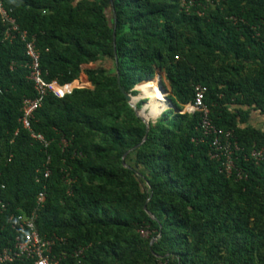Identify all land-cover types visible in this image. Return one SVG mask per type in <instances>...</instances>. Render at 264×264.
<instances>
[{
    "label": "trees",
    "instance_id": "trees-1",
    "mask_svg": "<svg viewBox=\"0 0 264 264\" xmlns=\"http://www.w3.org/2000/svg\"><path fill=\"white\" fill-rule=\"evenodd\" d=\"M194 1L0 0L17 24L6 37L0 14L1 244L14 236L9 212L36 208L39 234L61 239L59 264H264V160L245 158L264 145L249 122L264 115V0ZM26 39L42 78L73 87L33 111L46 146L18 121L37 95ZM197 84L211 122L242 148L229 175L209 138L192 140L200 115L183 108ZM136 85L146 118L173 107L148 128L125 97H141Z\"/></svg>",
    "mask_w": 264,
    "mask_h": 264
},
{
    "label": "built area",
    "instance_id": "built-area-1",
    "mask_svg": "<svg viewBox=\"0 0 264 264\" xmlns=\"http://www.w3.org/2000/svg\"><path fill=\"white\" fill-rule=\"evenodd\" d=\"M194 0H181V6L187 11L194 5ZM0 14L3 20L8 24L4 34L6 37H11V30H17L15 19L11 17L3 8L0 2ZM22 39L26 38V31L20 33ZM25 52L30 58V74L29 78L34 82V88L37 95L34 98H24L21 106V115L18 121L21 126L28 130L29 136L39 141L43 146L48 144V141L42 134L36 133L30 126V119L33 116V111L40 105L42 95L47 91H51L54 95L62 97L65 93L71 91V87H66L69 83L59 85L56 80L45 81L38 65V53L35 49L32 39L25 40ZM206 88L203 85L197 84L194 87L193 100L184 105L183 110L190 112H198L200 115L198 122V130L201 132L200 138H192L193 141H203L209 138V155L211 158L220 161V170L227 175L232 172L234 166L235 153L242 150L239 143L235 140L232 130L223 129L215 126L208 115V107L204 102V94ZM65 143V140H62ZM245 158L252 160L254 163H259L264 160V145L254 146L249 150L248 156ZM49 156H47V162ZM49 168L46 167L43 176L47 177ZM66 183L70 182V177L65 175ZM44 200V191L41 190L36 196V203L40 205ZM7 210L6 202L0 197V214ZM36 208L30 213H14L9 212L7 223L13 231L12 242L6 244L0 243V264L8 262L20 261V264H59L64 258V252H54L53 246L56 240L60 238L56 236L40 235L36 226ZM61 240V239H60ZM82 248L76 249L73 256L77 257L82 253ZM169 264V263H164Z\"/></svg>",
    "mask_w": 264,
    "mask_h": 264
},
{
    "label": "water",
    "instance_id": "water-1",
    "mask_svg": "<svg viewBox=\"0 0 264 264\" xmlns=\"http://www.w3.org/2000/svg\"><path fill=\"white\" fill-rule=\"evenodd\" d=\"M157 76V75H156ZM118 77V76H117ZM158 77V79L160 80V76H157ZM118 82H119V78H118ZM121 90L123 91V89L121 88ZM164 90V89H163ZM124 92V91H123ZM164 92H165V94H166V91L164 90ZM125 97H126V99H127V102L129 103V105L131 106V107H133V109H134V111H135V113L139 116V117H141V119L144 121V123H145V125H146V128H148V125H149V122H150V120L148 119V118H146V117H144V115H142L141 114V109H139V108H137V106H136V102L132 99L133 98V96L132 95H130V94H127V93H125ZM170 107L171 108H173L171 105H170ZM162 111V110H161ZM157 117V115L155 116V118ZM146 132H147V130H146ZM145 137H146V133H145V135H144V137H143V140L145 139ZM142 140V141H143ZM141 141V142H142ZM124 156H125V154H124ZM123 156V157H124ZM149 213V212H148ZM159 236V235H158ZM157 236V237H158ZM157 237H153L152 239H151V242H153Z\"/></svg>",
    "mask_w": 264,
    "mask_h": 264
},
{
    "label": "rangeland",
    "instance_id": "rangeland-1",
    "mask_svg": "<svg viewBox=\"0 0 264 264\" xmlns=\"http://www.w3.org/2000/svg\"><path fill=\"white\" fill-rule=\"evenodd\" d=\"M158 75V74H157ZM134 89H136V90H138V92H137V96L140 94V96L141 97H139L135 102H136V106H137V104H140L141 103V105H140V107H139V109H141V114L142 115H144V114H147L148 113V111H149V107H145V105L147 104V102L149 101V98L146 96V95H141V89H140V87H138L137 85L135 86V88ZM167 93V92H166ZM134 97V96H133ZM127 100V99H126ZM168 107H170V104H169V106ZM168 107H166V108H168ZM166 108H163L162 109V111L164 110V109H166ZM162 111H160L158 114H157V116L162 112ZM156 116V115H155ZM155 116H153V117H151L149 120L150 121H154L156 118H155ZM144 117H145V115H144ZM130 163H132V162H130ZM142 233H145V232H142Z\"/></svg>",
    "mask_w": 264,
    "mask_h": 264
},
{
    "label": "crops",
    "instance_id": "crops-1",
    "mask_svg": "<svg viewBox=\"0 0 264 264\" xmlns=\"http://www.w3.org/2000/svg\"><path fill=\"white\" fill-rule=\"evenodd\" d=\"M249 122L257 128L264 129V115L257 111L251 112Z\"/></svg>",
    "mask_w": 264,
    "mask_h": 264
},
{
    "label": "clouds",
    "instance_id": "clouds-1",
    "mask_svg": "<svg viewBox=\"0 0 264 264\" xmlns=\"http://www.w3.org/2000/svg\"><path fill=\"white\" fill-rule=\"evenodd\" d=\"M73 87H71V89H72Z\"/></svg>",
    "mask_w": 264,
    "mask_h": 264
}]
</instances>
